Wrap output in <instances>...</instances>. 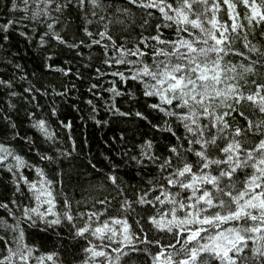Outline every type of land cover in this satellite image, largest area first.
I'll return each mask as SVG.
<instances>
[{
    "label": "snow or ice",
    "instance_id": "obj_1",
    "mask_svg": "<svg viewBox=\"0 0 264 264\" xmlns=\"http://www.w3.org/2000/svg\"><path fill=\"white\" fill-rule=\"evenodd\" d=\"M16 36L48 52L43 69L65 77L70 65L54 68L64 50L77 59L87 51L75 77L92 73L87 92L96 103L84 101L82 123L107 126L102 109L140 122L105 142L109 153L117 141L122 149L118 162L100 154L107 172L84 157L94 173L85 176L89 197L99 192L91 203L64 187L63 166L78 158L72 120L59 119L55 106L44 116L40 104L51 91L82 111L70 96L76 85L32 84L11 52ZM0 52L12 72L0 73V184L11 185L0 202L11 220L0 222V264H264V0H0ZM140 126L154 134L140 132L129 147ZM120 164L131 168L128 180ZM25 224L51 233L52 249L29 244ZM65 240L82 244L80 254Z\"/></svg>",
    "mask_w": 264,
    "mask_h": 264
},
{
    "label": "trees",
    "instance_id": "obj_2",
    "mask_svg": "<svg viewBox=\"0 0 264 264\" xmlns=\"http://www.w3.org/2000/svg\"><path fill=\"white\" fill-rule=\"evenodd\" d=\"M221 17H223V13L220 14ZM257 30L259 31V26H257ZM171 33L166 31L165 36L170 35ZM70 42H71V38ZM131 40L135 42V33H133ZM256 43L259 45V41H256ZM11 52L12 53H18V57L15 61V63H19L23 66V73H27L29 75V80L32 84H34L36 87H40L41 84L44 86H49L52 88H55L56 91L63 90L66 86L71 87V85H76V90L72 91L70 93V96L73 101L76 102V104L79 106L82 111H76L70 106V101H65L61 98L54 97L53 93L50 91L48 96H44L40 99V104L44 106V111L42 115L47 116L50 109L55 106L58 111L59 119H65L72 120L73 122V131L71 135L76 138L77 141V147H78V158L72 161L71 165L65 164L64 170H65V176H64V187L65 191L71 195L74 196L75 199H81L82 197L88 198L89 203H91V199L93 197L99 196L98 191L92 192V197H89V192L92 191V187H90V184L88 181H86L85 176L94 175L92 172V169L87 166V161L84 159L85 156H87L89 153L92 156L96 157V160L93 162L96 163L97 161H101L97 164V167L103 168L105 172L108 171V161L103 159V156L100 154L102 153L104 156H107L109 154L114 155L117 162L119 161V152L121 149V146L119 142L115 144L113 147L112 153L108 152V145L105 143L108 141L111 143V138L114 135H119V130L133 126L139 125L140 122L138 120H124L123 118H112L110 114H106L104 110H101L100 115L97 117L102 120L110 121V123L105 127H97L92 123L90 119L86 120L82 123L81 117H88L89 115V109L84 104V101L88 99H93L92 95L87 92V89L89 87V82H87V77L91 75L92 73L84 71V69L81 68V71L84 72L85 75V82H82L80 80H77L75 77V72L78 67H80L82 64L88 63L87 60V51H85V58L84 59H77L74 58V53L72 51H69L67 49L64 50L63 54L59 56V59L56 60L54 64L55 67H67L70 65L72 67V75L65 77L63 73H54V72H47L43 69L42 61L45 56L48 55V52H45L41 49H39L35 44H28L23 38L16 36L13 38L11 42ZM239 50V49H237ZM53 53H55L57 50L53 49ZM94 54L99 53V49H93ZM4 58V54L0 52V59ZM229 59L232 60L233 63L239 64L241 62L239 57H229ZM67 62V64H65ZM94 67H100L102 71L106 72H113V71H125V68L123 66H119V68L113 67V68H105L102 63L99 61H93ZM0 73H3L6 77L11 75V69L6 68L3 63H0ZM35 74L34 76L32 74ZM21 73H17V75H20ZM111 76H106L104 78V81L102 83H105L109 80H111ZM24 86H27L25 84ZM123 87V86H122ZM129 88L131 91H136V86L134 83L129 85ZM21 89H18V91ZM19 104H23V101H19ZM94 103L96 101L94 100ZM141 103L143 104L144 101L141 100ZM118 106L122 108V110H127L130 105L121 98H118ZM0 107H3V105H0ZM139 107V106H137ZM24 112L25 109L23 107L20 108L19 112V123L21 124L22 129L27 130L29 125L26 120H24ZM155 115V114H154ZM51 124V127L54 131L58 132L60 134V137L63 139L65 138L68 133L62 129L57 127V118L52 117L49 121ZM140 132H148V135L151 136L154 133H152L150 130L144 128L143 126H140L139 130L137 131V139L136 141H129V147H131L132 143H139V133ZM29 135H34L33 132H29ZM158 139L163 140V134L157 133ZM129 136H131V132L129 133ZM87 137L88 144L85 146L82 142L84 138ZM65 143L67 141L65 140ZM82 149V151H80ZM120 171L119 175L122 176L125 180H128L132 175L131 168H125L123 164L119 165ZM26 175H29L30 179H35L34 173L25 172ZM54 174L50 173L49 178H52ZM0 179H3L5 183H7V177H4L0 175ZM99 177L96 178V180L91 181L92 186H97V182L99 181ZM135 183V181H132ZM11 185H9V190H5V187L3 184H0V202L4 201L5 198L11 197V191H10ZM24 204H31V206H35L34 201H30L28 199H25L22 201ZM8 220L11 222L10 218L7 216V212L0 208V222L3 220ZM0 227H2V223H0ZM26 236L29 244L35 245L37 247H40L42 244L44 245V248L42 250H51L54 242V236L51 233H45L41 231L39 228H28L27 225H24ZM2 234V233H0ZM62 235H67V232L62 233ZM66 247L76 252L77 255L80 254L79 249L82 247V244H77L74 241L71 240H65L64 241Z\"/></svg>",
    "mask_w": 264,
    "mask_h": 264
}]
</instances>
